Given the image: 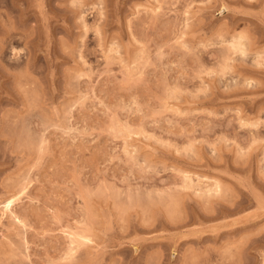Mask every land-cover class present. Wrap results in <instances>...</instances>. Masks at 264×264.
Masks as SVG:
<instances>
[{
    "label": "rangeland",
    "instance_id": "obj_1",
    "mask_svg": "<svg viewBox=\"0 0 264 264\" xmlns=\"http://www.w3.org/2000/svg\"><path fill=\"white\" fill-rule=\"evenodd\" d=\"M0 264H264V0H0Z\"/></svg>",
    "mask_w": 264,
    "mask_h": 264
}]
</instances>
